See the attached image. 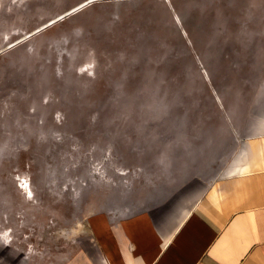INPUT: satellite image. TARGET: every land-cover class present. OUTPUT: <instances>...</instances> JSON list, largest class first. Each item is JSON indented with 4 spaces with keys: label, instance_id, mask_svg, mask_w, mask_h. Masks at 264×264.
<instances>
[{
    "label": "rangeland",
    "instance_id": "1",
    "mask_svg": "<svg viewBox=\"0 0 264 264\" xmlns=\"http://www.w3.org/2000/svg\"><path fill=\"white\" fill-rule=\"evenodd\" d=\"M252 2L0 0V264H71L113 188L175 182L261 57Z\"/></svg>",
    "mask_w": 264,
    "mask_h": 264
},
{
    "label": "crops",
    "instance_id": "2",
    "mask_svg": "<svg viewBox=\"0 0 264 264\" xmlns=\"http://www.w3.org/2000/svg\"><path fill=\"white\" fill-rule=\"evenodd\" d=\"M256 3L242 36L261 39V60L242 68L234 102L220 97L191 163L169 173L174 183L156 176L113 188L71 264H264V0ZM185 167L198 176L185 180Z\"/></svg>",
    "mask_w": 264,
    "mask_h": 264
},
{
    "label": "built area",
    "instance_id": "3",
    "mask_svg": "<svg viewBox=\"0 0 264 264\" xmlns=\"http://www.w3.org/2000/svg\"><path fill=\"white\" fill-rule=\"evenodd\" d=\"M17 179V176H16ZM96 180V178L94 179ZM18 186L20 189H22V191L25 193V195H28L29 192H31V198L33 197V186L31 184L30 178L28 177H20V175L18 176V182H17ZM24 185H27V187H25Z\"/></svg>",
    "mask_w": 264,
    "mask_h": 264
},
{
    "label": "snow or ice",
    "instance_id": "4",
    "mask_svg": "<svg viewBox=\"0 0 264 264\" xmlns=\"http://www.w3.org/2000/svg\"><path fill=\"white\" fill-rule=\"evenodd\" d=\"M25 187H27V185H24ZM29 197H31V192L28 193Z\"/></svg>",
    "mask_w": 264,
    "mask_h": 264
},
{
    "label": "bare ground",
    "instance_id": "5",
    "mask_svg": "<svg viewBox=\"0 0 264 264\" xmlns=\"http://www.w3.org/2000/svg\"><path fill=\"white\" fill-rule=\"evenodd\" d=\"M33 195H34V193H33Z\"/></svg>",
    "mask_w": 264,
    "mask_h": 264
}]
</instances>
